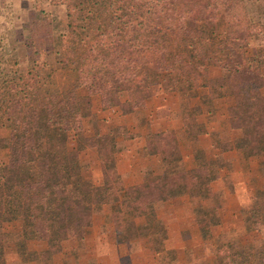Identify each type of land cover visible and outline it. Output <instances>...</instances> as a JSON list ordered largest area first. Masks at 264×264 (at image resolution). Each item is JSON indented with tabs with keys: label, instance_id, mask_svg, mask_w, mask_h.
<instances>
[{
	"label": "trees",
	"instance_id": "16d2710c",
	"mask_svg": "<svg viewBox=\"0 0 264 264\" xmlns=\"http://www.w3.org/2000/svg\"><path fill=\"white\" fill-rule=\"evenodd\" d=\"M50 3L65 7V32L54 39L50 26L31 28V67L21 72L12 59L10 72L0 73V157L6 155L0 160V264H8L10 251L24 262L51 264L66 241H85L96 211L105 207L118 243L145 240L162 254L168 231L157 215L160 204L185 196L211 203L213 168H223L229 151L257 159L264 172V54L248 51L249 41L264 33V21L251 19L245 0ZM212 62L221 76H210ZM67 68L85 95L47 88L51 74ZM163 84L181 98L182 139L193 163L185 162V143L175 130L147 127L143 153L156 165L127 185L117 168V135L97 129L86 136L84 120L95 97L103 111L129 115L144 110L153 88ZM224 98L246 121L237 126L238 138L215 140L210 156L201 145L209 132L198 118ZM87 149L97 153L100 185L84 174ZM247 213L246 230L264 231V191H256ZM195 215L203 241L214 249L206 264H251L253 257L264 264V244L257 249L213 235L221 224L216 206L199 204Z\"/></svg>",
	"mask_w": 264,
	"mask_h": 264
},
{
	"label": "rangeland",
	"instance_id": "374dc122",
	"mask_svg": "<svg viewBox=\"0 0 264 264\" xmlns=\"http://www.w3.org/2000/svg\"><path fill=\"white\" fill-rule=\"evenodd\" d=\"M251 19L254 22L264 21V0H245ZM263 11V12H261ZM48 14V15H47ZM66 11L63 6H53L50 0H0V73L10 72L9 61L17 59L19 70L26 72L31 67L30 37L31 28L50 26L54 39L66 30ZM249 54H264V33L249 41ZM59 45L55 47V52ZM210 76L218 77L223 73L216 62L210 65ZM75 73L67 69H58L51 74L47 88L51 91L76 89L85 95L83 88H77ZM168 101L169 104H180V97L167 85L153 88V98ZM152 98V99H153ZM158 104V103H157ZM157 104L150 101L144 110L134 114L123 115L119 109L103 111L99 99H93L92 114L84 120V134L93 135L97 129L103 133L112 132L118 137L117 162L125 166V158L129 156L130 170L133 177L125 181L127 185L135 184L146 165V158L141 149L139 136L144 128L139 124L143 119L152 117ZM211 113L205 108L199 116V122L206 125L209 134L201 137V145L210 156L215 154V140H234L240 136L239 123L246 119L236 109L234 103L227 98L216 101ZM177 110V109H176ZM146 115V116H145ZM163 116L155 112L154 119ZM172 126L177 125L179 117H173ZM175 132L182 139V130ZM217 133L220 138L213 137ZM139 135V136H138ZM185 143L183 156L187 164L193 163V154L188 142ZM133 150V153L131 152ZM129 153V154H128ZM223 154L224 166L213 168L214 180L212 188L214 198L211 201L199 202L189 197H180L160 204L157 207L158 217L165 223L168 239L165 252L156 254L152 245L145 240L128 244H120L115 240L112 226L106 222L108 207L96 211L94 226L85 241L76 242L73 238L63 244L61 253L54 256L51 264H206L212 260L214 249L211 243L203 241L197 227L195 207L199 204L216 206L220 213L221 224L212 228L215 237L235 238L255 246L264 244V231L249 232L245 228V220L251 217L247 213L256 191H264V172L257 159H247L241 151L233 150ZM85 166L84 174L96 185L102 184V171L93 149L81 153ZM1 162L6 161L2 154ZM150 161V160H149ZM156 160L150 164L155 166ZM135 172V173H134ZM8 264H38L24 262L16 252L8 253ZM251 264L255 263L253 257Z\"/></svg>",
	"mask_w": 264,
	"mask_h": 264
},
{
	"label": "crops",
	"instance_id": "0c3cea01",
	"mask_svg": "<svg viewBox=\"0 0 264 264\" xmlns=\"http://www.w3.org/2000/svg\"><path fill=\"white\" fill-rule=\"evenodd\" d=\"M150 101H152V104L158 103L156 105V107L154 108L155 112H156V114L161 113L163 116H161V117L159 116L158 117L159 120L156 121V119H154L155 112H153L152 117H150V120L145 115L146 116V118H145L146 126H144V131H143L142 135L141 136L138 135L139 140L141 142L139 144H141L142 152H143V147H144V143H145L143 136L146 133L147 127H149L155 133L166 131V130H176V128H178V130L181 131L182 127H183V123H182V119H181V115H180V104L179 105L178 104H175V105L169 104L168 101H160V99L159 98L156 99V97L151 99ZM180 103H181V98H180ZM173 117H179L177 119V125L175 127L171 125V121H172V119H174ZM141 127L143 128V126H141ZM131 152L133 153V150ZM226 153H224L225 157H226ZM142 159L144 161H146V165L144 166V168L149 167L150 164H152L155 161V158L148 157V156H146V158H142ZM121 164L122 163L120 161L117 162V168H118V171H119L120 175L122 176V178L125 182L134 176L133 172H132L133 170H130L131 162L129 161V156H127L125 158V166H123L124 164L123 165H121Z\"/></svg>",
	"mask_w": 264,
	"mask_h": 264
}]
</instances>
